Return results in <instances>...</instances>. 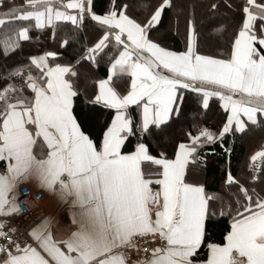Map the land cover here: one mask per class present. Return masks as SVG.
Returning a JSON list of instances; mask_svg holds the SVG:
<instances>
[{
  "label": "snow or ice",
  "instance_id": "6c2138e0",
  "mask_svg": "<svg viewBox=\"0 0 264 264\" xmlns=\"http://www.w3.org/2000/svg\"><path fill=\"white\" fill-rule=\"evenodd\" d=\"M166 7L171 0H160L146 22L131 17L128 5L115 0L103 15L93 11L92 0H24L23 6L0 14V25H18L12 30L15 39L7 34L0 39L5 59L19 41L30 38L33 28L51 27L55 39L57 21L79 27L85 17L103 26L104 35L85 48L82 59L95 62L109 38L119 53L87 101L114 112L98 139L74 115L77 73L72 65L55 62L59 53L30 56L28 65L8 74L9 80L17 77L23 83L0 89V216L20 213L17 186L31 179L67 206L71 228L55 238L52 218L42 217L27 233L34 243L21 244L8 236L11 248L0 244V264H264V194L240 183L231 171L219 192L188 179L190 163H205L200 155L205 146L226 134H243L249 125H264V3L245 0L227 59L196 51L191 19L186 50L171 51L155 42L150 29ZM66 45L64 40L60 46ZM125 75L131 84L121 95L110 82ZM25 87L31 95H24ZM182 89L202 98L205 109L210 97H218L227 119L218 133L207 127H198L195 135L188 131L173 157L163 151L153 155L145 135L151 137L153 129L161 131L174 113L179 115ZM130 105L141 109L135 129ZM137 132L135 144L125 150ZM249 159L255 183L264 146ZM233 187L235 192L228 191ZM218 216L229 219L222 241L213 238L210 228ZM2 223L0 237L7 235ZM147 236L160 244L145 249L149 254L143 256L134 240ZM127 250L139 258L129 261Z\"/></svg>",
  "mask_w": 264,
  "mask_h": 264
},
{
  "label": "trees",
  "instance_id": "16d2710c",
  "mask_svg": "<svg viewBox=\"0 0 264 264\" xmlns=\"http://www.w3.org/2000/svg\"><path fill=\"white\" fill-rule=\"evenodd\" d=\"M182 1L181 8L178 2ZM117 5H128L127 14L140 22H146L151 12L160 0H115ZM136 2L138 3L136 5ZM257 3H264V0H256ZM112 0H92L93 11L96 14H104ZM245 0H171V7H166L162 12L159 23L150 29V37L173 51L186 50L187 42V21L191 19L194 23V34L196 40V51L201 55H210L216 58L227 59L231 52V43L234 34L238 30L242 21L241 8ZM217 4L216 9L211 5ZM24 0H2L0 2V14L8 11L13 6H23ZM231 5V7H229ZM199 6V8H198ZM186 8V9H185ZM212 21L214 24H211ZM259 21L255 22L254 27L258 29ZM55 39H53V29L46 27L42 30L33 28L29 32L28 40L19 41V48L5 59L0 53V89L8 83L16 85L23 81L17 77L9 80L8 74L13 69L19 68L30 63L29 57L41 55L44 51H56L59 53L56 63L72 65L77 73L73 78L78 96L74 98V115L83 125L84 130L91 134L94 139H98L104 127L110 122L113 110L107 109L102 105L88 104L87 101L96 93V80L104 78L108 74V68L112 60L118 54L116 44L112 38L105 42V46L95 56V62L89 59H82L86 47H92L104 35V27L97 22L85 17L83 23L76 27L71 21L56 22ZM223 25L222 30H218ZM19 26H23L20 24ZM15 23L0 25V39L5 34L15 39L12 30L17 28ZM211 36L218 38L219 42L211 39ZM67 40V45L61 47V42ZM51 60V58H49ZM33 74L37 73L32 68ZM27 74V69H25ZM129 76L114 77L112 85L120 94L128 89ZM183 98L179 115H173L166 126L161 131L153 129L151 137L145 135V142L148 143L153 155H158L161 151L169 157L174 156L175 146L187 141L186 133L191 131L196 134L198 127H207L214 132L219 131L223 126L226 111L222 109L218 97H210L208 107L202 106V98L190 90H182ZM24 95H31L26 87ZM87 115V119H85ZM129 115L133 121V128L139 122L138 109L130 107ZM251 132L254 135L247 136ZM139 133L130 137L125 150L135 144ZM223 144V147H221ZM256 146H264V133L259 125H249L247 130L241 134H226L222 141H217L214 145L205 146L200 150V155L205 158L204 164L193 165L190 163L188 179L191 172L195 169L203 176V182L209 192H219L222 188L226 173L231 171L240 183L248 187H255L257 192L264 194V162L258 161L261 167L256 174L260 179L253 183L251 181L252 170L249 168L250 155L256 151ZM230 148V152L226 149ZM260 149V148H259ZM149 168L146 166V171ZM235 192L236 187L228 189ZM219 211L218 205H213ZM229 219L227 216L217 217L210 225L214 239L222 241L223 232L228 227Z\"/></svg>",
  "mask_w": 264,
  "mask_h": 264
},
{
  "label": "built area",
  "instance_id": "2783aa9c",
  "mask_svg": "<svg viewBox=\"0 0 264 264\" xmlns=\"http://www.w3.org/2000/svg\"><path fill=\"white\" fill-rule=\"evenodd\" d=\"M16 203L20 208L18 215L13 214L7 217H0V222H3L2 229L7 233L6 236L0 237V244H5L9 248H11V245L8 244V236H11L13 240H18L21 244L34 243L27 233L44 216L42 205L37 202L31 193L19 195ZM11 228H14L15 231H8ZM134 243L139 246L140 255L147 256L149 253L145 249L158 246L160 241L158 239L153 241L150 236H147L136 238ZM126 255L129 261L139 258L134 250H127ZM2 257L3 253H0V258Z\"/></svg>",
  "mask_w": 264,
  "mask_h": 264
},
{
  "label": "crops",
  "instance_id": "0c3cea01",
  "mask_svg": "<svg viewBox=\"0 0 264 264\" xmlns=\"http://www.w3.org/2000/svg\"><path fill=\"white\" fill-rule=\"evenodd\" d=\"M67 11H72V10H67ZM103 15V14H102ZM59 22V21H57ZM63 22V21H62ZM34 23V22H33ZM156 26V25H155ZM154 26V27H155ZM259 27V25H258ZM113 42L116 44L115 40L112 39ZM156 42V41H155ZM162 46V45H161ZM164 47V46H163ZM170 50V49H169ZM173 51V50H171ZM231 53V52H230ZM119 54V53H118ZM117 54V55H118ZM116 55V56H117ZM38 56V55H37ZM115 56V57H116ZM230 58V56L228 57ZM115 59V58H114ZM113 59V60H114ZM222 59V58H220ZM226 59V58H225ZM112 63V62H111ZM111 66V64L109 65V67ZM108 77V74L104 77V78H99L97 79L96 81L100 80V79H106ZM112 84V82H110ZM130 84H131V77L129 76L128 78V89L127 91L130 89ZM113 86V85H112ZM114 87V86H113ZM96 89H97V86H96ZM95 89V90H96ZM126 91V92H127ZM126 92H124L123 94H126ZM121 94V95H123ZM219 99V98H218ZM180 102V101H179ZM219 103H220V106H221V102L219 100ZM130 107H136V105H130L129 106V110H130ZM138 109V113H139V116H140V111L141 109L140 108H137ZM224 111L225 109L222 108ZM129 110H128V115H129ZM114 115V112L112 114V116ZM175 115V113L173 114ZM172 115V116H173ZM130 116V115H129ZM131 117V116H130ZM112 118V117H111ZM227 119V115L225 117V121ZM111 121V119H110ZM261 127V130H262V133H264V125H259ZM134 129V128H133ZM247 136H250V135H254V133H251V132H248L246 133ZM262 146H256V151L259 150V148H261ZM256 151H253L256 152ZM252 153V154H253ZM251 154V155H252ZM250 155V156H251ZM249 163H250V159H248ZM4 169V165H3V162H0V171H3ZM192 174L190 175V180L189 181H192V180H200V181H203V176L200 172L196 171L195 169L191 172ZM153 187L155 188L156 186L153 185ZM17 192H18V196L23 194V193H31L35 199L37 200V202L42 205L43 207V210H44V216L43 217H50L52 218L53 220V236L55 238H62L63 236H65L67 234V232L70 230L71 228V220H70V216H69V213H68V209H67V206L65 204H63L58 198L56 195L38 187V184L36 181L34 180H27V181H24V182H21L18 186H17ZM17 196V197H18ZM1 217V216H0ZM41 220V219H40ZM39 220V221H40ZM36 222L34 224V226L39 223ZM31 238V237H30Z\"/></svg>",
  "mask_w": 264,
  "mask_h": 264
},
{
  "label": "rangeland",
  "instance_id": "374dc122",
  "mask_svg": "<svg viewBox=\"0 0 264 264\" xmlns=\"http://www.w3.org/2000/svg\"><path fill=\"white\" fill-rule=\"evenodd\" d=\"M181 3H182V1H179V2H178V6H177L178 8H181V5H182ZM137 4H138V3L136 2V5H137ZM180 4H181V5H180ZM198 8H199V6H198ZM185 9H186V8H185ZM211 24H214V22L212 21ZM211 39H213L215 42H219L218 38H214V37L211 36ZM182 90H183V89H182ZM182 90H181V91H182ZM182 93H183V91H182Z\"/></svg>",
  "mask_w": 264,
  "mask_h": 264
}]
</instances>
